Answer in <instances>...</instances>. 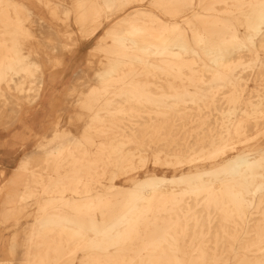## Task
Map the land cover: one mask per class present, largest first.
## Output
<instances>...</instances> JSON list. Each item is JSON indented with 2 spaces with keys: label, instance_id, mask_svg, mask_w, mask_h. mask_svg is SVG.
<instances>
[{
  "label": "bare ground",
  "instance_id": "obj_1",
  "mask_svg": "<svg viewBox=\"0 0 264 264\" xmlns=\"http://www.w3.org/2000/svg\"><path fill=\"white\" fill-rule=\"evenodd\" d=\"M2 135L0 264H264V0H0Z\"/></svg>",
  "mask_w": 264,
  "mask_h": 264
},
{
  "label": "rangeland",
  "instance_id": "obj_2",
  "mask_svg": "<svg viewBox=\"0 0 264 264\" xmlns=\"http://www.w3.org/2000/svg\"><path fill=\"white\" fill-rule=\"evenodd\" d=\"M87 50L84 49L81 51L80 59L75 61L74 58L77 59V56L74 55L73 58L69 57L67 60L68 64L71 66L72 70L68 71V75L66 76L65 80L63 81L62 78H58L51 86H50V98H57L56 101H59L61 98L60 96L65 94L68 84L70 82V78L72 77L73 73L80 69L85 68V58H86ZM72 59V60H71ZM74 62V63H73ZM73 64V65H72ZM70 68V67H69ZM68 68V69H69ZM67 71V70H66ZM69 80V81H68ZM49 115V112H46V116ZM46 122L44 127L46 126ZM27 145V152L31 150L36 143L34 137H26V140L23 142ZM20 147V143L14 141L13 138L2 135L0 136V186L10 175L12 174L14 168L17 166L19 159L23 156V150L18 149ZM18 149V150H17ZM11 230L2 229L1 236H0V259L4 258L8 254V243L11 237Z\"/></svg>",
  "mask_w": 264,
  "mask_h": 264
}]
</instances>
